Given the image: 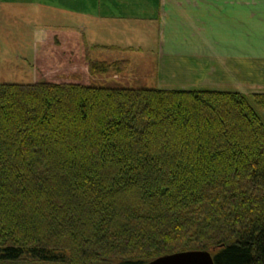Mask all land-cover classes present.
<instances>
[{
  "label": "trees",
  "instance_id": "trees-1",
  "mask_svg": "<svg viewBox=\"0 0 264 264\" xmlns=\"http://www.w3.org/2000/svg\"><path fill=\"white\" fill-rule=\"evenodd\" d=\"M190 250L264 264V93L0 84V264Z\"/></svg>",
  "mask_w": 264,
  "mask_h": 264
},
{
  "label": "crops",
  "instance_id": "crops-1",
  "mask_svg": "<svg viewBox=\"0 0 264 264\" xmlns=\"http://www.w3.org/2000/svg\"><path fill=\"white\" fill-rule=\"evenodd\" d=\"M43 1L30 0L28 4L36 12L40 11L37 8L45 6L47 13L74 15L82 23L88 18L91 24L84 23L82 30H100L97 28L101 23L111 31L117 29L121 32L118 24H126L132 19H118L112 15L118 7L129 5L124 0ZM140 2L158 12L155 87L264 93V90L257 89L263 85L261 77L264 76V0ZM23 4L20 0H0V20L5 11L10 15L21 13ZM136 21L143 23L145 19ZM62 42L65 49L61 52L63 57H59L62 61L64 58L61 69L86 72L84 53L67 47L66 39ZM121 43L110 42L109 46Z\"/></svg>",
  "mask_w": 264,
  "mask_h": 264
},
{
  "label": "rangeland",
  "instance_id": "rangeland-1",
  "mask_svg": "<svg viewBox=\"0 0 264 264\" xmlns=\"http://www.w3.org/2000/svg\"><path fill=\"white\" fill-rule=\"evenodd\" d=\"M20 1L24 3L21 13L10 15L5 11L0 20V84H32L49 80L87 85L145 88L156 86V25L159 23L156 9L144 7L140 0H124L129 5L120 6L118 11L112 13L118 19L132 18L126 24H118L117 28H121V32H117V29L111 31L101 23L97 28L100 30L92 31L82 30L84 23L91 24L88 18L82 23L74 15L47 13L45 6L37 8L40 11L36 12L28 4L30 0ZM138 18H144L145 21L138 23ZM65 39L71 50L84 53L88 67L86 72L61 69L64 58L62 61L59 57H63L61 52L65 46L62 41ZM110 42L123 43L109 46ZM90 60H122L127 64L118 71L92 74L89 70ZM36 70L39 72L38 78ZM262 74L264 75L263 72ZM263 77V85L257 88L259 90H264Z\"/></svg>",
  "mask_w": 264,
  "mask_h": 264
},
{
  "label": "water",
  "instance_id": "water-1",
  "mask_svg": "<svg viewBox=\"0 0 264 264\" xmlns=\"http://www.w3.org/2000/svg\"><path fill=\"white\" fill-rule=\"evenodd\" d=\"M145 264H215V261L207 250H190L160 256Z\"/></svg>",
  "mask_w": 264,
  "mask_h": 264
}]
</instances>
